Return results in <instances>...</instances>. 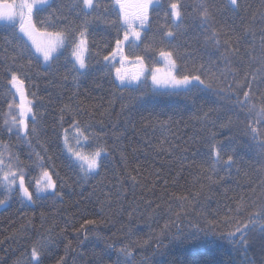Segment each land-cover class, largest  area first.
Masks as SVG:
<instances>
[{"label":"trees","instance_id":"16d2710c","mask_svg":"<svg viewBox=\"0 0 264 264\" xmlns=\"http://www.w3.org/2000/svg\"><path fill=\"white\" fill-rule=\"evenodd\" d=\"M95 2L99 8L87 14L69 10L71 0H51L49 7L36 12L34 20L41 32L67 31L62 51L47 65L41 63L25 38L34 56L21 54L15 47L12 29L0 21L3 168L7 172L6 165L12 164L13 170L23 169L34 200L24 201L19 189L9 192L0 183V200L8 202L0 210V264H25L33 244L41 238L50 239V243L39 264H57L65 256L69 241L76 252L68 253L67 264H73L74 259L76 264H94L93 252H100L106 243L116 248L124 244L133 246L137 264L142 256L148 258L147 264L174 261L176 264H238L241 257L232 246L211 233L200 232L197 239L187 243H169L166 239L167 249L155 255L151 254V247L142 249L140 245L171 221L175 222L170 224L173 234L196 233L193 225L211 227L209 222L220 231H227L224 218L236 215L237 202L243 200L247 205L237 218H246L264 203V159L258 155L256 142L246 134L248 121L255 119V113L249 117L247 106L242 108L236 103L235 93L236 82L243 79L245 71L251 70L248 58L243 56L249 40L241 41L240 56H233L232 64L228 65L223 58V41L227 36L221 28L232 25L239 32L254 12L255 26L259 28V12L264 10L262 0H239L241 9L237 13L231 9L216 13L215 20L204 27L200 26L198 9L194 7L202 0H178L183 17L178 25L170 16L172 0H160L152 6L141 39L127 44L124 51L129 59L142 57L148 68L158 66L161 50L171 51L179 74L200 75L211 85L178 95H153L147 81L134 87H123L116 82L104 57H111L117 39L123 34L119 6L114 0ZM205 2L219 4L222 0ZM55 16L66 19L57 21ZM213 27L220 31V47L205 39L211 36ZM82 28L87 55L86 69L80 72L71 52ZM169 30L174 33L172 37L165 36ZM258 52L259 32L255 54ZM231 69H238V74L234 75ZM12 71L24 80L25 95L32 101L35 122L32 118L27 120V136L21 132L18 137L15 128L9 133L5 124V121L11 124L13 115L19 116L17 108H9L10 103L19 104L9 83ZM246 89L247 85L240 89V98ZM253 91L259 96L264 84H254ZM141 92L144 96L133 101ZM253 102L260 103L255 97ZM210 109L207 120L197 118ZM229 118L234 121L233 127L221 129L220 124ZM160 121H168L167 129L159 126ZM73 126L82 129L91 150H106L100 158V167L91 175L85 176L63 149L62 134ZM213 132L217 133V140L228 138L236 146L235 164L230 169L218 167L215 173L207 170L211 163L209 137ZM161 140L166 141L162 147L168 151L159 150ZM44 169L52 175L56 187L37 193L36 180ZM209 175L216 183L208 180ZM131 176H136L138 183L133 185ZM179 197L187 200L181 201ZM88 219L103 223L88 226V239L78 246L76 229ZM97 234L103 239L97 240ZM79 239H84L83 231ZM249 241V256L256 264H262L264 252L260 249L264 235L251 233Z\"/></svg>","mask_w":264,"mask_h":264},{"label":"snow or ice","instance_id":"6c2138e0","mask_svg":"<svg viewBox=\"0 0 264 264\" xmlns=\"http://www.w3.org/2000/svg\"><path fill=\"white\" fill-rule=\"evenodd\" d=\"M160 0H114L115 5L119 6V16L122 21V26H125V32L123 40L117 39L116 49L111 54L112 59H115L117 54L122 55L123 46L127 44H132L135 41L141 39V33L138 30L143 28L150 19V12L153 5L159 4ZM262 5H264V0H262ZM50 6V0H0V21L4 22L6 28L12 29V35L16 39L15 47L19 50L21 54H27L29 57H33L34 54L31 52L28 44L25 42L24 37H27V40L31 41L32 47L35 48L36 53L42 55L44 61H49L53 53L57 51L58 48L63 46L67 42V31H43L41 32L34 20V16L37 11L42 10L45 7ZM69 10H76L78 13L83 12L87 14L88 11L93 10L94 8H99V4L95 0H71V3L67 6ZM198 9V16L200 20V26L204 27L210 25V22L215 20L216 13H223L229 9L233 13H237L241 9V4L239 0H222L221 3H207L205 0L194 6ZM170 16L173 19L174 24H179L182 20L181 5L178 3V0H172L169 5ZM63 10V6H61ZM247 8L244 9L247 12ZM54 15V14H53ZM165 15L168 16L169 12H165ZM57 21H62L66 19L63 16H55ZM243 20V17H241ZM257 14L252 13L249 18L248 23L243 27L239 32L236 31V28L232 25H229L225 28V25H221L222 29H225L224 34L227 36V39L223 41V46L225 49V54L223 58L227 61L228 65L232 64L233 56H240V48L238 45L241 41L248 39V46L243 53L244 57L248 58L250 71L244 72L243 79H240L236 82L235 93L237 94L236 103L239 104L242 108L246 107V112L249 117L255 113V119H249L246 126V134L250 135L251 138L256 142V149L258 155L264 159V128L261 126L264 125V91H261L259 96H256V93L253 91L254 84H264V10L259 12V23L260 26L257 28ZM41 24H44V21H40ZM18 24V33L16 31ZM257 32H259V52L256 53V43H257ZM22 34V35H20ZM37 35H42L48 37L47 41L44 44L37 42L35 37ZM80 40L76 44L72 56L75 57V61L79 64L80 69L86 67L84 52L86 51V40L84 39L85 30L82 28L80 31ZM174 33L169 30L165 33L166 37H172ZM220 31L213 27L211 29V36L205 37L207 40L214 41L217 47L221 46L220 40ZM250 38V39H249ZM159 56L164 60L166 68L162 69L160 67H153L151 69V81L153 85L152 94L153 95H178L180 93H189L193 89H200L201 86L204 88H210L211 85L206 83L200 75H191V74H179V67L176 60L173 57L171 51L161 50ZM243 58V57H241ZM105 61L109 60V57H104ZM127 60V57H122L121 67L116 68V79L121 82V86L130 87L133 82L139 81L141 76H144L145 73L142 69L145 67L143 63V58L137 56L136 61L139 62L141 71L137 72L134 75L129 76L123 70V61ZM31 63V59L29 60ZM255 65V67H252ZM203 66H201L202 68ZM233 74H238V69H231ZM215 76L214 73L210 74ZM66 79V77H65ZM9 83L16 90V94L20 97V103L14 105L13 103L9 104V108L13 107L19 110V116L13 115L11 117V124H8V121H5L6 126L8 127L9 133L13 131V128L17 130V135L21 132L24 133V136L28 135V123L27 118L30 113H33L32 101L27 99L25 95V82L20 78L17 72H11V79ZM247 85V89L243 91V97L240 98L238 93L240 89ZM233 89L229 87V92H232ZM144 96V93L141 92L139 96L133 98V101L140 100ZM253 97L256 98L260 103L253 102ZM67 107V106H65ZM209 112L203 113L202 116L197 117L201 120H207ZM32 120L35 122V115H32ZM77 123L76 121L73 122ZM168 121H160L159 126L167 129ZM234 125V121L229 118L225 122L220 124L221 129H231ZM155 127V124L153 125ZM32 131L35 132V127L33 126ZM77 134L83 137L85 140L88 139L82 132L79 127L76 129ZM217 133H211L209 140L210 143L208 159L211 161L209 168L211 172L215 173L218 167L225 169H230L233 164H235V152L236 146L231 143V140L226 138L225 140H217ZM166 141L161 140L160 146H158L161 151H168L164 149L162 145ZM79 143V142H78ZM65 146L69 153H71L79 162L80 170L85 173V176L88 174L94 173L100 167L99 157L101 153L106 151L103 148H97L92 153H82L80 151H74V148L69 145L67 136L65 137ZM226 158H225V154ZM5 166L4 154L0 152V171H3ZM9 171L3 172L2 178H0V183H3L7 191L11 192L15 185H17V180L19 181L18 187L22 196L30 202H34L33 193L29 191V187L25 183V174L23 169L13 170L12 164L6 165ZM239 171V169H238ZM158 175V173H157ZM223 179V178H221ZM133 185L138 183L136 176L130 177ZM208 180L211 183H216L212 179V176H208ZM167 183V182H166ZM56 187V182L53 180L52 175L47 169H44L40 177L36 180V192L46 191L48 189L54 190ZM59 195V193H57ZM110 199V195H109ZM181 201L187 200V197H179ZM5 203L4 200H0V204ZM247 205L243 200L237 202L235 208V216H226L224 218V223L228 226L227 231H220L213 222H209L211 227L198 228L196 225H193V228H196V233H182L177 231L173 234L170 230V224L175 223L174 221L167 222L161 228L158 233L150 238L147 241H144L140 248L147 249L152 248V255L160 254L162 250L167 249L168 245L164 243L167 239L169 243L172 241H179L182 243H187L191 240L198 238L200 232H203L205 235L211 233L214 236H217L221 240L227 241L236 252L237 256L241 257L238 264H256L255 259L249 256L248 246H249V234L258 233L264 235V203H262L255 211L249 212L246 218H237L239 214L245 210ZM131 215V214H129ZM177 219H179V214L177 213ZM98 223H103L102 221L98 222L95 219L85 220L81 224L79 229H76L78 246L83 244L88 239L87 227L92 225H97ZM84 232V239H79V233ZM103 237L97 234V240H102ZM50 243V239L41 238L36 243L33 244L31 248V256L25 264H39L40 257L43 254L44 249ZM154 244V247H153ZM261 252H264V244H262ZM69 252H76V249L72 247L71 241L65 245V256L60 257L57 261V264H67L65 257ZM115 253V256L112 253ZM136 250L133 246L124 244L119 248H116L114 244L106 243L104 248L100 252H93L95 257L94 264H137L135 260ZM108 259H105V257ZM147 257L142 256L139 264H147ZM73 264H76L75 259ZM173 264H176L174 261ZM184 264V262H180ZM262 264H264V257H262Z\"/></svg>","mask_w":264,"mask_h":264},{"label":"rangeland","instance_id":"374dc122","mask_svg":"<svg viewBox=\"0 0 264 264\" xmlns=\"http://www.w3.org/2000/svg\"><path fill=\"white\" fill-rule=\"evenodd\" d=\"M50 1H51V0H50ZM159 3H160V2H159ZM156 5H157V4H156ZM153 6H154V5H153ZM120 21H121V20H120ZM2 22H3V21H2ZM3 23H4V22H3ZM121 25H122V21H121ZM146 25H147V24H146ZM146 25H145L143 28H139V26H137V27H138V30L140 31V33H142V31L145 29ZM122 28H123V34H122V37H121L120 40H123V36H124V32H125V26H122ZM24 38H25V40L27 41V43L29 44V46L31 47V49H32V51L34 52V54L39 58V60L41 61V63H42L43 65H47L51 59H50L49 61H44L42 55H40L39 53H36L35 48L32 47L31 41L27 40V37H24ZM80 38H81V37L79 36L78 39H77L76 44H78ZM35 39L37 40L38 43H40V44H44V43L47 41L48 37H46V36H42V35H37V36L35 37ZM84 39L86 40V36H85V35H84ZM138 41H139V40H138ZM138 41H135L134 43H138ZM76 44H75L74 47L72 48V52H73V50H74ZM64 45H65V44H64ZM64 45L61 46L60 48H58L57 51H56L55 53H53V56H52V57H54L55 55L59 54V53L62 51ZM125 47H126V46H123L122 55H121V54H117V55L115 56V59H112V56H111V57H109V60L106 61V63L112 68L113 76H114L116 82H117L118 84H120V85H121V82H120L119 80L116 79V68L121 67L122 57H127L126 54H125V51H124V50H125ZM115 49H116V45H115ZM72 52H71V59L73 60L75 66H76V68H77V70L80 71V72L85 71L86 67H85L84 69H80L79 64H77L76 61H75V57L72 56ZM86 55H87V40H86V51L84 52L85 62H86ZM158 62H159V64H158V66H156V67H160V68H162V69L166 68V64H165L164 60H163L159 55H158ZM143 63H144V62H143ZM144 65H145V64H144ZM152 68H153V67H152ZM152 68H148V67L145 65V67L142 69V71L145 73V75H144V76H141V78H140L139 81L133 82L132 85H131V87L137 86L138 84H140V83H142V82H144V81H147V82L149 83V85L153 88L152 81H151V74H152V73H151V69H152ZM123 70H124L129 76H131V75H134V74H136L137 72L141 71V68H140V66H139V62L136 61V59H129V58L127 57V60H124V61H123ZM10 86H11V84H10ZM11 89H12V91H13V93H14L16 99H17L18 102L20 103V97H19V95L16 94V92L14 91V89L12 88V86H11ZM31 116H32V113L29 114L27 120L30 119V118H32ZM77 127H78V126H73V127L69 128L67 131H64V132H63V134H62V144H63V149H64L65 153L69 156V158H70V159H71L76 165L79 166V165H80V162H79V161H78V160H77V159H76L71 153L68 152L67 147L65 146V137L67 136V139H68L69 145L72 146V147L74 148V151H80V152H82V153L88 154V153H92V152H94L95 149H94V150H91V149L88 147V141L85 140L83 137H81V136H79V135L77 134V131H76ZM79 129H80V128H79ZM80 130L82 131V129H80ZM82 132H83V131H82ZM22 133H23V132H22ZM78 142H79V143H78ZM102 155H103V152L101 153V156L98 158L99 161H100V158L102 157ZM79 168H80V166H79ZM96 171H97V170H96ZM96 171H95V172H96ZM3 172H6V171L4 170V168H3V171H0V178H2V176H3ZM95 172H94V173H95ZM83 173H84V172H83ZM84 174H85V173H84ZM91 174H93V173H91ZM91 174H88V175H91ZM18 184H19V181H17V185L14 186L13 190L19 189ZM2 185L4 186L3 183H2ZM4 187H5V186H4ZM5 188H6V187H5ZM13 190H12V191H13ZM19 191H20V190H19ZM20 193H21V192H20ZM21 195H22V193H21ZM22 199H23L24 201L30 202V201H28L26 198H24L23 196H22ZM7 205H8V202H7V201H6L5 203H3V204H0V210H2L3 208H5Z\"/></svg>","mask_w":264,"mask_h":264}]
</instances>
